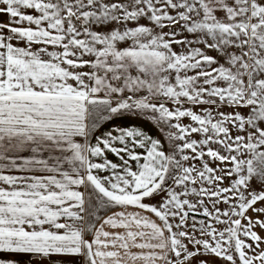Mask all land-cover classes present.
I'll use <instances>...</instances> for the list:
<instances>
[{
  "label": "snow or ice",
  "instance_id": "snow-or-ice-1",
  "mask_svg": "<svg viewBox=\"0 0 264 264\" xmlns=\"http://www.w3.org/2000/svg\"><path fill=\"white\" fill-rule=\"evenodd\" d=\"M0 264H264V0H0Z\"/></svg>",
  "mask_w": 264,
  "mask_h": 264
},
{
  "label": "crops",
  "instance_id": "crops-1",
  "mask_svg": "<svg viewBox=\"0 0 264 264\" xmlns=\"http://www.w3.org/2000/svg\"><path fill=\"white\" fill-rule=\"evenodd\" d=\"M2 19H7L6 17H3ZM144 128H145V130L146 131H148L150 134H152V135H157V133H156V131H155V129L154 128H152V126L151 125H149V124H143L142 125Z\"/></svg>",
  "mask_w": 264,
  "mask_h": 264
}]
</instances>
